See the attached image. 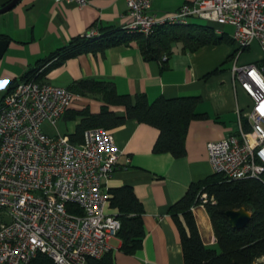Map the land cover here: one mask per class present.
<instances>
[{
	"label": "crops",
	"instance_id": "crops-1",
	"mask_svg": "<svg viewBox=\"0 0 264 264\" xmlns=\"http://www.w3.org/2000/svg\"><path fill=\"white\" fill-rule=\"evenodd\" d=\"M7 1L0 0V6ZM185 1L188 0H153L151 9L156 17L164 16ZM127 14L126 0H88L83 6L64 0H19L8 11L0 12V37L9 40L0 57V101L12 80L21 78L53 49L91 29L97 35L100 26L125 27L129 20ZM214 25L221 33L232 36V26ZM173 46L168 64L162 70L158 61H146L137 45L116 44L104 51L67 58L43 75L45 82L67 87L79 79L107 80L113 82L121 94L143 92L149 100L161 96L200 97L195 108L206 115L190 120L186 151L181 156L154 151L153 144L159 136L154 125L126 119L125 124L109 128L122 153L104 186L109 191L123 184L132 185L142 202L145 226L141 246L134 253L121 250L120 237L111 239L115 264H184L181 235L168 207L179 201L192 181L214 173L207 157V141L237 132V112L250 108L247 93L239 86L234 88L232 81L230 68L234 59H228L227 55L238 47L237 43L207 44L186 52L179 42ZM238 56L236 64L260 62L263 58L260 43L253 40ZM215 68L219 71L206 76ZM73 100L55 126L43 124L46 133L69 136L79 121V116L69 117L70 111L88 108L90 112L99 113L104 103L93 93L74 92ZM109 109L125 113L121 105L113 104ZM109 204L110 200L105 206L106 212L117 213ZM192 211L203 243L216 247L217 238L207 209L196 205ZM179 217L182 219L181 215Z\"/></svg>",
	"mask_w": 264,
	"mask_h": 264
},
{
	"label": "built area",
	"instance_id": "built-area-1",
	"mask_svg": "<svg viewBox=\"0 0 264 264\" xmlns=\"http://www.w3.org/2000/svg\"><path fill=\"white\" fill-rule=\"evenodd\" d=\"M152 1L126 0L124 28L148 35L160 24L197 17L232 26L238 44L232 81L247 93L250 108L237 112V132L207 141V157L213 172L227 180L255 178L264 184V63L236 64L253 40L260 43L264 61V0H188L159 17ZM73 99L67 86L28 78L0 101V264H31L38 253L52 264H85L88 257L105 255L121 228L117 213L105 210L104 182L122 153L109 128L89 127L82 141L72 142L67 134L49 135L43 127L45 122L55 126ZM198 196L191 209L216 201L206 191Z\"/></svg>",
	"mask_w": 264,
	"mask_h": 264
},
{
	"label": "trees",
	"instance_id": "trees-1",
	"mask_svg": "<svg viewBox=\"0 0 264 264\" xmlns=\"http://www.w3.org/2000/svg\"><path fill=\"white\" fill-rule=\"evenodd\" d=\"M214 23H196L193 20L182 23H164L154 28L148 35L139 31H131L124 27L100 26L97 35L77 34L60 47L53 49L37 60L35 67L28 69L21 78L12 80L7 92L18 81L23 79H37L44 81L49 69L60 66L67 58L85 52L104 51L112 45L131 44L140 48L146 61H158L161 70L168 64L173 53V44L181 43L182 51H196L204 45L223 43L235 44L227 32H217ZM238 48V47H237ZM237 48L231 51L228 59H234ZM258 64L264 61L255 62ZM219 71L218 68L208 72L206 76ZM73 93H93L104 100L99 113L90 112L88 108L70 111L69 117L75 119L79 116L76 130L69 134L72 142L82 141L83 131L89 127H113L125 124L126 119L154 125L159 130L158 138L153 144L155 152H170L174 157L185 154V139L190 120L201 118L206 114L198 113L195 106L200 100L197 95L157 97L149 100L143 92L136 94H121L116 86L107 80L86 78L75 80L71 87ZM5 93V94H6ZM4 95V94H3ZM3 97V96H2ZM117 104L124 108V115L111 111L110 105ZM134 187L130 184L120 185L109 189L110 206L116 210L121 228L117 237L122 239L120 248L127 254L134 253L141 246L144 234L142 215L144 213L142 202L137 198ZM206 191L216 201L206 202L204 207L208 211L212 228L216 236V246L205 245L202 235L195 221L192 205L198 201L199 192ZM246 207L251 212L250 221L242 228L231 226L226 212L230 208ZM168 210L178 225L183 247L184 264H255L259 258L264 257V184L258 179L242 178L225 179L222 173L216 172L207 175L202 180L192 181L189 189L181 196L178 202L169 205ZM80 212V209H76ZM181 215L182 219L179 217ZM112 251L109 249L105 255L96 258H87L85 264H115ZM31 264H52L50 257L38 253Z\"/></svg>",
	"mask_w": 264,
	"mask_h": 264
},
{
	"label": "water",
	"instance_id": "water-1",
	"mask_svg": "<svg viewBox=\"0 0 264 264\" xmlns=\"http://www.w3.org/2000/svg\"><path fill=\"white\" fill-rule=\"evenodd\" d=\"M18 2L19 0H8L6 5L0 6V12L8 11V9H10L13 5ZM8 44L9 40L0 37V57L4 54V50ZM250 212L251 211L246 207L240 209L230 208V210L226 212V215L228 217V220L230 221L231 226L240 229L250 221Z\"/></svg>",
	"mask_w": 264,
	"mask_h": 264
},
{
	"label": "rangeland",
	"instance_id": "rangeland-1",
	"mask_svg": "<svg viewBox=\"0 0 264 264\" xmlns=\"http://www.w3.org/2000/svg\"><path fill=\"white\" fill-rule=\"evenodd\" d=\"M190 20H193L196 23L199 22V23L209 24V22L206 19H202V18H198V17L197 18H190ZM255 264H264V257L259 258Z\"/></svg>",
	"mask_w": 264,
	"mask_h": 264
}]
</instances>
